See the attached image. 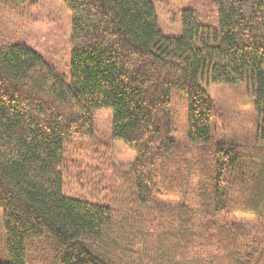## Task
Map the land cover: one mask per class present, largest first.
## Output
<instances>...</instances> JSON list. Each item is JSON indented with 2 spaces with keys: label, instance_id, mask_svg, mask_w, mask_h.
I'll return each mask as SVG.
<instances>
[{
  "label": "trees",
  "instance_id": "trees-1",
  "mask_svg": "<svg viewBox=\"0 0 264 264\" xmlns=\"http://www.w3.org/2000/svg\"><path fill=\"white\" fill-rule=\"evenodd\" d=\"M61 1L71 13L69 80L27 45L0 43L7 264H264V0L183 9L177 37L162 33L151 0ZM206 82L252 97V150L211 142ZM172 92L186 97L187 145L174 140ZM106 109L112 138L135 153L109 182L106 161L65 156ZM71 177L88 194L65 193ZM173 185L180 201L168 204ZM234 213L254 217L244 244Z\"/></svg>",
  "mask_w": 264,
  "mask_h": 264
},
{
  "label": "rangeland",
  "instance_id": "rangeland-1",
  "mask_svg": "<svg viewBox=\"0 0 264 264\" xmlns=\"http://www.w3.org/2000/svg\"><path fill=\"white\" fill-rule=\"evenodd\" d=\"M208 1L151 0L162 33L165 36L174 37L181 35V11L201 7L208 9ZM70 35L71 13L61 0H25L22 4L10 0H0V43L27 45L40 54L46 62L54 66L67 80L70 78ZM201 84L214 103L211 142L214 144L235 143L246 147L247 150H252L256 137L257 119L252 106V97L245 92L243 86H226L211 82ZM170 107L175 125L174 140L180 145H187L186 97L178 92H172ZM111 121V110L95 112L94 135L87 139L76 138L71 140L70 145H66L65 150V156L68 159L85 161L90 160L88 155H94L98 158L92 159L93 163H97L98 159L106 161L107 164L100 165V170L108 182L114 171L117 174L118 172H125L135 161V153L122 141L112 138ZM115 176L112 183H114ZM70 179L65 178V193L88 194L87 189L80 187L78 181L73 177ZM191 181V184H195L197 180L192 178ZM178 191L179 187L176 185L167 191L163 190L162 201L168 204L179 203ZM230 220L240 223L242 226L240 231L247 232L246 236L237 234L236 240L238 239L240 244H244L247 238L248 240L254 238L256 229L252 215L234 213ZM44 254L46 256L45 252ZM254 262L255 259L251 264ZM7 263L8 255L2 213L0 212V264Z\"/></svg>",
  "mask_w": 264,
  "mask_h": 264
}]
</instances>
